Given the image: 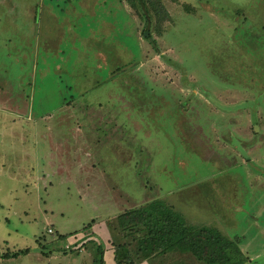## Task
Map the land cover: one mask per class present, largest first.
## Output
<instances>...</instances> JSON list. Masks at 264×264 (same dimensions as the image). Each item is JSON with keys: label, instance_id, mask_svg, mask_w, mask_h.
Returning a JSON list of instances; mask_svg holds the SVG:
<instances>
[{"label": "rangeland", "instance_id": "rangeland-1", "mask_svg": "<svg viewBox=\"0 0 264 264\" xmlns=\"http://www.w3.org/2000/svg\"><path fill=\"white\" fill-rule=\"evenodd\" d=\"M159 2L0 0V264L135 260L156 199L264 264V0Z\"/></svg>", "mask_w": 264, "mask_h": 264}, {"label": "trees", "instance_id": "trees-1", "mask_svg": "<svg viewBox=\"0 0 264 264\" xmlns=\"http://www.w3.org/2000/svg\"><path fill=\"white\" fill-rule=\"evenodd\" d=\"M122 1L132 10H137L140 16L144 18L139 0ZM142 1L150 17L152 12L157 14L159 11L162 12L163 3L161 5L159 0ZM160 1L162 2V0ZM184 7L190 9L187 5ZM260 38L264 39V36L261 34ZM150 42L153 49L159 53L156 42L154 40ZM250 46L251 44H245L246 48L244 47L245 51L242 57L253 52ZM261 50L264 51V48ZM256 66L257 68L261 67L260 64H256ZM115 224L120 231H127V235H131L133 240H136L134 251L138 255L135 260L148 259L168 251L189 255L205 264H243L247 260L236 241L229 239L215 227L186 223L179 212L159 199L152 200L145 206L129 208L121 212L117 215ZM65 236L66 234L56 235L58 239ZM127 246L126 243L115 244L113 250L115 264H133L135 260L130 257ZM98 249L99 254H101L102 249L99 246ZM27 251V248L4 252L0 249V257H16L19 254H25ZM102 261L103 258L100 255L98 258H94L93 264H102ZM149 262L153 263L152 260Z\"/></svg>", "mask_w": 264, "mask_h": 264}, {"label": "crops", "instance_id": "crops-1", "mask_svg": "<svg viewBox=\"0 0 264 264\" xmlns=\"http://www.w3.org/2000/svg\"><path fill=\"white\" fill-rule=\"evenodd\" d=\"M171 252L172 251H168L167 253L157 254V256L150 257L148 259L135 260L133 264H151L149 260L150 261L152 260L154 264H197L198 263L195 262L194 258H192L189 255L186 254L181 255L175 252L174 253ZM112 264H115L114 255H113Z\"/></svg>", "mask_w": 264, "mask_h": 264}, {"label": "water", "instance_id": "water-1", "mask_svg": "<svg viewBox=\"0 0 264 264\" xmlns=\"http://www.w3.org/2000/svg\"><path fill=\"white\" fill-rule=\"evenodd\" d=\"M139 3H140V5H141V7H142V9L144 11V14L147 17V26H149L150 25V19H149L148 15H147V12H146L145 8H144L143 1L142 0H139ZM144 35H147V32H144Z\"/></svg>", "mask_w": 264, "mask_h": 264}, {"label": "built area", "instance_id": "built-area-1", "mask_svg": "<svg viewBox=\"0 0 264 264\" xmlns=\"http://www.w3.org/2000/svg\"><path fill=\"white\" fill-rule=\"evenodd\" d=\"M47 232H51V228H48V229H47Z\"/></svg>", "mask_w": 264, "mask_h": 264}]
</instances>
